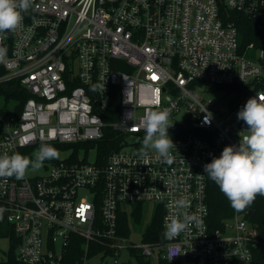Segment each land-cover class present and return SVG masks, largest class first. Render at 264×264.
<instances>
[{"label":"built area","instance_id":"1","mask_svg":"<svg viewBox=\"0 0 264 264\" xmlns=\"http://www.w3.org/2000/svg\"><path fill=\"white\" fill-rule=\"evenodd\" d=\"M229 10L264 24V0H31L20 26L0 32V88L16 80L31 94L21 107L0 98V155L34 160L42 144L59 153L22 179L0 178L21 264H65L76 237L83 264L95 256L118 264L133 248L179 264H254L252 222L235 211L221 228L209 223L204 165L249 135L237 113L264 92V47L240 51ZM115 94L117 119L107 121ZM163 109L171 162L135 147L145 115ZM113 135L124 136L121 146L100 161L98 141ZM181 198L189 207L178 212ZM139 204L162 210L163 232L171 217L196 219L174 239L136 242L120 233L119 216L132 226ZM11 243L0 237V263Z\"/></svg>","mask_w":264,"mask_h":264},{"label":"clouds","instance_id":"2","mask_svg":"<svg viewBox=\"0 0 264 264\" xmlns=\"http://www.w3.org/2000/svg\"><path fill=\"white\" fill-rule=\"evenodd\" d=\"M30 6L31 0H0V32L16 30L23 20L21 13ZM6 55L7 49L0 47V62ZM237 118L248 125L249 135L244 136L238 146H226L219 157L204 165V171L219 186L231 207L240 212L250 206L257 195L264 196V92L249 98L237 113ZM172 125L168 109L149 111L140 124L145 132L143 148L155 150L157 159L165 162H171L170 149L175 147L168 135ZM58 156V151L48 144L41 145L34 160L19 153L0 155V178L22 179L29 167L38 170L45 160ZM175 207L179 212L189 205L186 199L181 198L175 202ZM4 211L0 208V219ZM194 219L196 217L187 212L182 218L179 215L171 217L165 225V238L174 239Z\"/></svg>","mask_w":264,"mask_h":264},{"label":"trees","instance_id":"3","mask_svg":"<svg viewBox=\"0 0 264 264\" xmlns=\"http://www.w3.org/2000/svg\"><path fill=\"white\" fill-rule=\"evenodd\" d=\"M229 18L236 23L238 28V39L240 51L246 53L248 56L255 55V49L264 46V24L259 26V20L253 19L250 16H246L240 12L229 10L227 11ZM253 43L254 48H249V45ZM127 69V68H124ZM264 89V83L262 84ZM31 96L29 92L22 89L19 82L16 80L9 81L6 85L0 88V98L4 100L14 99V101H19V107L25 103V101ZM119 109V96L115 94L111 105L110 111L113 114L110 116L106 113L104 118L107 121H114L117 119ZM123 135L115 136L110 138L106 136L103 140L98 141V153L97 158L102 161L104 158L113 150V148H118L121 146V141ZM93 145V143L91 144ZM88 145V146H91ZM78 147H76V152L73 158H77ZM208 206H209V223L212 229L221 228L224 222L234 215L235 210L231 207L230 202L226 196L220 191L219 186L212 180L209 181L208 185ZM248 211L252 210L253 215L250 216L249 213L247 217L255 225L258 235L256 237V242L253 248L254 254V264H264V196L257 195L254 202L248 206ZM145 219V206L139 204L133 214L132 220L138 225L143 223ZM3 220V221H2ZM162 210L158 208L151 217L150 223L148 224L144 234L143 240L145 242L152 243H162L165 240L163 225H162ZM2 226L0 227V237L5 235H11L12 243L10 250L8 251L7 258L3 260L0 264H21L16 257V248L18 245V239L14 236L12 227L10 224L4 221V218L0 219ZM119 230L120 233L129 236L130 235V218L126 213H120L119 216ZM77 239L72 242L69 251L65 257V264H83L82 256L84 253L83 243L84 240L76 237ZM96 249L98 247H95ZM94 248V249H95ZM132 255H135L140 262V264H150V259H147L144 254L138 249H131ZM159 264H179L178 262H169L166 258L159 257ZM123 264H129L128 262H123Z\"/></svg>","mask_w":264,"mask_h":264},{"label":"rangeland","instance_id":"4","mask_svg":"<svg viewBox=\"0 0 264 264\" xmlns=\"http://www.w3.org/2000/svg\"><path fill=\"white\" fill-rule=\"evenodd\" d=\"M206 96L207 97H212V98H218L219 97V93L218 92H207ZM4 111L7 112L9 110L4 109ZM168 135L172 139L173 132L168 130ZM144 136H145V134H144ZM144 136L142 138L135 137V140H138V142L135 144V147L137 149H140V150L153 151V149H150V148H148V149H144L143 148L142 142H143ZM84 193H85L84 190H80V194H84ZM145 210H146V208H145ZM152 214L153 213H152L151 209H149V211L145 213V219L143 220V223L141 225L140 224L138 225L137 223L132 222L133 225L130 226V229H131L130 235H129V236H131L130 239H132V240H134L136 242H141L142 241L143 233L145 232L148 224L150 223ZM238 215H239V218H244V219L248 220L249 222H251V220L247 216H245L246 213H245L244 210L240 211L238 213ZM1 244H2V247L4 249L7 248V245H8L7 242L2 241ZM145 257L147 259H150V264H159V260L157 259V257H155V256H151V258H148L147 256H145ZM119 262L120 263L121 262H128L129 264H140V262L138 261L137 257L135 255L130 254L128 250H125L119 256ZM120 263H118V264H120ZM86 264H115V263H114L113 258H111L109 256L106 257V258H103V259L95 256V257L89 258L87 260Z\"/></svg>","mask_w":264,"mask_h":264},{"label":"water","instance_id":"5","mask_svg":"<svg viewBox=\"0 0 264 264\" xmlns=\"http://www.w3.org/2000/svg\"><path fill=\"white\" fill-rule=\"evenodd\" d=\"M249 215L252 216L253 215V211L249 210Z\"/></svg>","mask_w":264,"mask_h":264},{"label":"snow or ice","instance_id":"6","mask_svg":"<svg viewBox=\"0 0 264 264\" xmlns=\"http://www.w3.org/2000/svg\"><path fill=\"white\" fill-rule=\"evenodd\" d=\"M153 79H156V77H155V76H153Z\"/></svg>","mask_w":264,"mask_h":264}]
</instances>
